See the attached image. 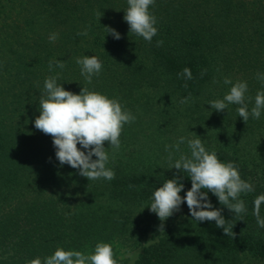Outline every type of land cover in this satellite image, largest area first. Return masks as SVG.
Listing matches in <instances>:
<instances>
[{
  "label": "trees",
  "instance_id": "16d2710c",
  "mask_svg": "<svg viewBox=\"0 0 264 264\" xmlns=\"http://www.w3.org/2000/svg\"><path fill=\"white\" fill-rule=\"evenodd\" d=\"M127 7V0H0V264H28L58 247L92 252L98 242L112 245L118 264L264 260V228L253 215L254 199L264 194V111L245 123L239 105L216 111L208 104L230 91L224 77L247 82L249 111L264 91L257 79L264 74V0H155L149 10L158 34L151 43L129 32ZM106 26L121 38L107 34ZM83 31L88 35H77ZM52 33L59 34L55 42ZM85 55L103 64L91 84L76 63ZM50 61L65 67L54 64L50 71ZM185 67L193 79L178 75ZM56 75L65 90L79 94L86 87L118 98L136 116L123 128L120 149H108L115 179L88 181L78 169L61 166L52 137L35 128L44 81ZM189 94L194 103L181 104ZM194 133L253 184L254 192L240 196L247 212L237 217L209 192L214 208L234 225V238L214 221L193 219L185 202L184 213L163 221L164 232L142 246L162 223L150 211L152 194L178 173L165 145ZM180 148L190 155L186 143ZM179 175L183 197L191 180ZM115 243L142 250L129 263Z\"/></svg>",
  "mask_w": 264,
  "mask_h": 264
},
{
  "label": "clouds",
  "instance_id": "9594fccd",
  "mask_svg": "<svg viewBox=\"0 0 264 264\" xmlns=\"http://www.w3.org/2000/svg\"><path fill=\"white\" fill-rule=\"evenodd\" d=\"M154 3L155 0H127L128 7L123 17L129 25V32L142 37L148 43L158 34L155 26L157 18L149 10ZM105 29L107 34H111L115 39L121 38L115 29L107 26ZM58 35L50 34L49 40L55 42ZM77 35L87 36L88 32H78ZM156 44L159 47L163 41H157ZM76 63L81 65V75L88 84H91L93 76H98L103 69L102 62L95 55L78 57ZM54 64L60 69L65 67L61 61H50V71ZM203 74L202 72L201 75ZM178 75H182L186 80L193 79L192 72L187 67ZM58 78V75L49 76L44 81V93L39 101L40 114L34 121L35 128L52 137L55 156L61 166L67 164L78 169L79 175L88 181L115 179V172L107 167L110 161L108 149L113 152L120 149L123 128L126 124L135 122L136 116L118 98H109L99 92L89 91L86 87H82L80 93L76 94L59 85ZM257 79L264 82V74L257 73ZM223 83L231 85L230 91L222 99L209 101L212 109L223 111L229 105L235 104L239 105L237 112L245 123L250 117L260 119L264 111V91L257 92L254 106L249 111L246 102L247 82L233 83L229 77H224ZM184 87H187V84ZM189 101L194 103L191 94L182 98L180 103L188 104ZM105 142H108L109 148H105ZM185 143L190 155L181 152L180 146ZM165 151L168 153L170 169L174 168L178 173L153 192L150 211L163 222L180 211L181 205L186 202L193 219L198 222L214 221L216 227L222 228L226 236L234 238V225L224 218L222 208H214L208 193L215 195L219 204L237 217L245 214L247 208L240 196L254 192L255 188L252 183L241 178L238 165L233 162H221L216 151L207 150L195 133L194 138L181 136L174 144L165 145ZM176 153H179L178 159H174ZM179 173H186L191 180V188L183 197L180 193L184 184ZM253 203V215L257 225L264 228V217L261 216L264 194L256 196ZM159 231L164 232L163 223L159 225ZM114 256L110 243L98 242L92 252L58 247L52 255L43 259L37 257L28 261V264H118Z\"/></svg>",
  "mask_w": 264,
  "mask_h": 264
},
{
  "label": "rangeland",
  "instance_id": "374dc122",
  "mask_svg": "<svg viewBox=\"0 0 264 264\" xmlns=\"http://www.w3.org/2000/svg\"><path fill=\"white\" fill-rule=\"evenodd\" d=\"M184 210H185L184 208H180V211L175 212V213L176 214H181V213L183 214ZM157 230H158V234H156V231H151V232H149L147 234V240L143 242L142 246L147 245V244L155 241L158 238V236L160 235L161 232L159 231V227L157 228ZM142 246L137 247V248H129V247L121 246L119 243H115V252L117 253V255L119 257L127 258L128 262L130 263L141 252ZM243 263L244 264H246V263H249V264H264V260L249 258V259H243Z\"/></svg>",
  "mask_w": 264,
  "mask_h": 264
}]
</instances>
